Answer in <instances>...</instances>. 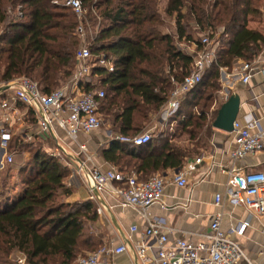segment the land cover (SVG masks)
I'll return each mask as SVG.
<instances>
[{
  "label": "trees",
  "instance_id": "obj_1",
  "mask_svg": "<svg viewBox=\"0 0 264 264\" xmlns=\"http://www.w3.org/2000/svg\"><path fill=\"white\" fill-rule=\"evenodd\" d=\"M82 1L89 8L85 7V25L94 20V10L101 16L100 25L108 22L100 26L89 47L96 55L113 56L115 70L95 67L93 84L105 90L103 101L110 100L112 106L110 120L126 136H135V128L147 121L151 110L167 102L175 82L192 71L193 55L178 42H194L200 50L202 38L208 36L218 58V65L208 67L202 82L184 95L175 112L190 136L196 134L193 126L205 130L217 116L218 109L207 110L213 100L208 90L220 91V67L231 70L264 50V33L247 27L249 13L258 10L251 0H167L164 14L174 17V34L160 30L164 22L159 0H101L100 5L95 0ZM65 2L0 0V83L27 76L50 93L71 78L82 38L80 21ZM9 8L17 11L12 14ZM198 106L199 114L189 111ZM139 116L142 119L138 120ZM206 130L211 133L210 128ZM149 143L141 145L144 152L139 156L150 151L144 148ZM163 146L162 153L156 149L141 157V169L181 168L192 153L175 144ZM26 148V142L16 136L9 150L20 155ZM103 153L107 160L119 164L130 151L114 141ZM24 166L19 172L26 190L14 203L8 201V175L0 178V264H12L9 257L19 254L26 257L27 264H75L84 250L99 249V241L90 230L99 218L94 202L59 201L60 196L72 194L65 188L61 161L38 151Z\"/></svg>",
  "mask_w": 264,
  "mask_h": 264
},
{
  "label": "built area",
  "instance_id": "obj_2",
  "mask_svg": "<svg viewBox=\"0 0 264 264\" xmlns=\"http://www.w3.org/2000/svg\"><path fill=\"white\" fill-rule=\"evenodd\" d=\"M65 4L72 7L80 21L78 32L82 45L76 52V70L63 86L50 93L43 92L39 84L27 76L16 77L2 85L8 87L11 96L0 101L4 112V119L0 120V149L4 151L0 158V167L15 163V154L9 151L15 137L12 131L15 120L13 115L18 110V104H23L34 113L39 132L44 137L52 135L58 138V129L77 146L80 158L76 173L90 188L93 199L94 191L111 189L120 197L121 205L132 207L145 219L147 227L143 237L134 245L135 254L141 264H259L253 262L243 247L232 238V234L244 233L250 225V219L240 221L226 231L222 228L223 213L220 211L212 217L209 231L184 232L183 236L170 242L168 232L178 230L171 227L165 218L152 217L148 213L152 205L163 200L166 188L164 178L153 176L146 181H139L135 175L124 174L115 169L103 170L95 163L88 144L81 141L80 135L90 134L103 124L100 111L106 93L102 87L94 86L93 69L101 67L113 72L115 58L106 53L96 55L89 47L91 43H85L88 40L89 24L83 23L86 19L83 1L66 0ZM98 33L99 28L96 36ZM94 39L92 36V40ZM210 44L209 37L204 36L202 49L197 50L194 42L186 45L194 58L192 71L182 81L175 82V88L163 105L169 114H175L184 95L202 82L208 67L213 63L218 65L216 48L210 47ZM263 54L251 61H240L231 70L221 66V75L225 76L221 83L231 85L238 79L243 84H248L255 72L264 76ZM90 83L91 87L88 88ZM233 134L230 163L221 166V172L227 176V183L223 192L216 193L215 202L221 207L226 203L235 207L243 206L264 218V171H247L239 166L244 158L264 151V125L258 119H251L247 123L237 119ZM26 138L31 139L32 136ZM112 140L144 145L152 140V135L148 132L135 136L116 135ZM60 155L61 152H52L53 157L59 158ZM201 161L202 157L195 160L196 163ZM114 181L123 186L114 187ZM173 181L180 187H186V172L175 174ZM131 230L136 232L138 227L133 225ZM193 235L199 236V241H194ZM125 252L127 246L124 243L114 247L103 246L80 255L75 264H108L105 262L106 256ZM18 263L27 264L26 257L21 255Z\"/></svg>",
  "mask_w": 264,
  "mask_h": 264
},
{
  "label": "crops",
  "instance_id": "obj_3",
  "mask_svg": "<svg viewBox=\"0 0 264 264\" xmlns=\"http://www.w3.org/2000/svg\"><path fill=\"white\" fill-rule=\"evenodd\" d=\"M262 57H264V54ZM224 77L222 75L221 79L223 80ZM222 83L220 88V93L223 95L222 101L220 100L215 103L216 109H219L226 101L227 93L230 95L238 94L241 97L242 106L237 119L244 123H247L251 119H258L264 125V76L259 72H255L248 84H243L238 79L234 80L231 85L227 83H223L225 84L223 85ZM10 96L11 91H3L0 101L2 98H10ZM111 107V102H102L100 111V117L103 121L102 126L90 134H81L80 139L88 144L95 163L103 170L115 169L124 174L135 175L139 181H146L153 176L164 178L166 188L163 200L161 203L152 205L148 213L152 217L165 218L171 227L178 230L168 232L169 241L173 242L177 237L183 236L184 232L203 233L209 231L212 217L217 212L222 211V228L226 231H229L238 222L250 219V225L244 233L242 235L232 234V238L243 247L253 262L263 264L264 218L257 216L243 206L235 207L226 203L221 207L215 202L216 193L223 192L227 183V176L221 172V166H226L230 163V153L234 144L233 132H226L215 128L211 123L210 127H206V129H211V133H204L207 140L203 141L204 137H202L201 132L197 133L195 129L196 134L190 136L192 134L186 132V128L180 125L182 134H179L177 144L175 145L192 150L191 155L184 161L183 166L181 168L169 166L157 169L154 167L141 169V157L156 149L162 153L163 148H166V146H163V143L174 144L171 139H168V135L171 132H169L168 128L170 127L172 130L174 125L180 122L181 118L175 117V114H169L166 112V108L162 106L159 111L158 121H155L156 116L151 114L153 116L151 120L147 119V121L136 127V135L145 132L152 135L151 143L147 145L148 147L144 146V148H147L146 152L151 148L150 151L139 156L144 152L141 145L133 146L125 142L112 140L114 136L124 134L116 130L113 122L110 120L108 110ZM104 109H107L108 115L106 119H103ZM196 114H199L198 111ZM13 116L15 119L12 125L13 134L15 137L19 136L20 139L22 138L28 148L23 149L20 153L24 154L23 162L27 163L31 161L35 152L38 151L49 155H52V152H61L58 159L65 167L67 175L64 182L65 187L67 185L72 186L70 188L72 194L66 196V202L93 201L97 211H100L98 212L99 218L97 222H100L102 225L100 227L104 230L103 232H99L97 236L100 247H114L122 243L127 246V252L106 256L105 262L108 264H141L135 254L134 245L143 237L144 230L147 227L145 219L132 207L121 205L120 197L115 195L111 189L100 192L94 191L95 199L92 198L90 188L84 183L82 177L76 173L80 158L78 148L66 137L65 133L57 129L58 138L52 135L44 137L39 132L34 113L20 103L18 104L17 112ZM3 119L4 112L0 106V120ZM30 135L32 138L27 139L26 137ZM186 135L188 136L187 140H185ZM114 141L120 146H125L130 151L129 154L124 155L122 162L119 164L107 160L103 153L112 147ZM134 150L137 154L133 153ZM10 152L15 154L16 162L19 151ZM3 153L4 151L0 149V158L3 156ZM198 157H202L200 163L195 162ZM24 163L22 166L26 165ZM239 166L247 171H264V151L255 156L244 158L239 162ZM179 172H186L188 178V185L186 187H180L173 181L175 174ZM113 186L121 187L123 185L120 182L114 181ZM25 190L26 186L23 183L14 184L13 188H11L8 201L14 203L24 194ZM133 225L138 227L136 232L131 230ZM199 239V236L193 235L194 241H199Z\"/></svg>",
  "mask_w": 264,
  "mask_h": 264
},
{
  "label": "rangeland",
  "instance_id": "obj_4",
  "mask_svg": "<svg viewBox=\"0 0 264 264\" xmlns=\"http://www.w3.org/2000/svg\"><path fill=\"white\" fill-rule=\"evenodd\" d=\"M97 5L99 4L100 5V1L101 0H95ZM166 2L167 0H159L158 1V8H159V11L161 12V16L163 18V25L161 26L160 30L162 31V33H169V34H174L175 33V25H174V17H170V16H166L164 14V8H165V5H166ZM251 3H252V7L254 8H257V12L256 11H251L247 17V27L250 28V29H256L258 31H261L262 33H264V0H251ZM87 9L88 6H85ZM253 8V9H254ZM98 9V7H97ZM8 11L10 13H14L15 11H17V9L15 11L12 10V8H9ZM89 11V10H88ZM18 15V13L16 14ZM86 15V13H85ZM93 15L95 16L94 20L89 23V32H88V40H86V44H90L92 42V36L94 37H97L96 36V32L98 30V28H100V26H107L108 22H103V24L101 23L100 25V19H101V16L99 15V12L98 10H94L93 12ZM196 38H198L197 35H195ZM181 44L184 45L183 47L185 48L186 45H188L187 43L185 42H178L177 45L179 47H181ZM186 50L189 51V49L186 47L185 48ZM190 52V51H189ZM264 52V50L262 51ZM222 77V75H221ZM4 83H7V82H2L0 83V86L4 85ZM208 93H213V100L212 102L210 103L211 107H209V109L207 110H215L217 107H215V103L218 102V101H222V94L220 93V91H214L212 89H209L208 90ZM109 103H110V100H109ZM204 102H201L200 105H202ZM108 105V104H107ZM110 106V105H109ZM108 107V106H107ZM199 108L195 107L193 109H190L189 108V111L191 113H194L196 114L198 109L201 110V107L198 106ZM213 107H215V109H213ZM203 109V108H202ZM159 111L160 109L158 110H151L150 112V116L148 118V120H151L153 118V116H151V114H153L155 117V121H158L159 120ZM107 109L103 110V119H106L107 117ZM142 118H140V116L138 117V120H140ZM169 135H168V139H171V141L174 143V144H177V138H179V134L181 135V126L179 123H176L173 127V129L171 130V128L169 127ZM192 129H196L197 130V133H200L202 134V137H204L203 141H206V135L204 133H208L207 130H204L202 131L201 129H198V128H195V126L192 127ZM188 139V136L186 135V138L185 140ZM193 143V141H192ZM189 145V143H188ZM28 149V148H26ZM23 157H24V154H20L19 156H17L16 158V162L10 166V165H7V166H4V167H0V178H5L7 177L8 175V179H7V188L10 187L13 188V185L14 184H18V183H22V180L20 178V172H19V169H21L22 165H23ZM30 161H28L27 163H24V164H28ZM11 167V168H10ZM25 167V166H24ZM25 175V173H24ZM66 173H65V177H64V182L66 181ZM72 186L70 185H67L65 188L66 189H70ZM75 188V187H74ZM59 201H66V197L64 196H60V199ZM102 226L100 224V222H96V223H92L91 227H90V230L92 233H95V237L98 236V233L99 232H103L104 230L100 227ZM100 228V229H99ZM91 251L90 250H84L83 253L81 255H85L87 253H90ZM21 257V254L19 255H11L9 257V261L12 263V264H19L18 263V259Z\"/></svg>",
  "mask_w": 264,
  "mask_h": 264
},
{
  "label": "water",
  "instance_id": "obj_5",
  "mask_svg": "<svg viewBox=\"0 0 264 264\" xmlns=\"http://www.w3.org/2000/svg\"><path fill=\"white\" fill-rule=\"evenodd\" d=\"M7 89V86H0V93ZM241 106V97L238 94H228L226 101L218 109L217 116L212 125L220 130L233 132L234 122L238 118Z\"/></svg>",
  "mask_w": 264,
  "mask_h": 264
}]
</instances>
